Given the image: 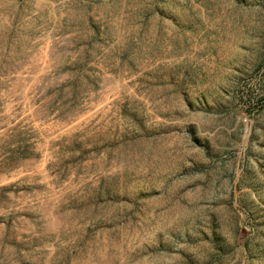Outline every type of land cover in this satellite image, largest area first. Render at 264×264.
<instances>
[{
    "label": "rangeland",
    "instance_id": "1",
    "mask_svg": "<svg viewBox=\"0 0 264 264\" xmlns=\"http://www.w3.org/2000/svg\"><path fill=\"white\" fill-rule=\"evenodd\" d=\"M0 264H264V0H0Z\"/></svg>",
    "mask_w": 264,
    "mask_h": 264
}]
</instances>
